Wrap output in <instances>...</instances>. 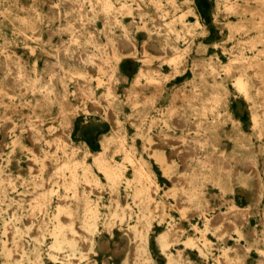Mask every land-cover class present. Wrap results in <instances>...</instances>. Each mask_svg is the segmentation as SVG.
<instances>
[{"label": "rangeland", "instance_id": "obj_1", "mask_svg": "<svg viewBox=\"0 0 264 264\" xmlns=\"http://www.w3.org/2000/svg\"><path fill=\"white\" fill-rule=\"evenodd\" d=\"M100 160L124 171L116 200ZM0 167V264L9 221L19 264H62L59 198L82 220L85 196L97 230L75 264H264V0H0Z\"/></svg>", "mask_w": 264, "mask_h": 264}, {"label": "bare ground", "instance_id": "obj_2", "mask_svg": "<svg viewBox=\"0 0 264 264\" xmlns=\"http://www.w3.org/2000/svg\"><path fill=\"white\" fill-rule=\"evenodd\" d=\"M111 6L112 4L110 2L105 1V9L110 10L112 8ZM128 43L129 42L126 40H120L118 42V44L122 47H126ZM80 58L84 61H87L89 57L87 56L86 53H82ZM185 152L192 153V150H186ZM100 164H101L100 165L101 169H103L109 181L108 186L111 188V200L112 199L116 200L119 195L117 188L118 179H120L123 176L124 171L122 168L109 165L106 160H100ZM226 166H227V162H226ZM136 170L139 171L141 175H145L148 177V174H145L143 173V171H140L141 169L137 168L135 169V171ZM0 176L4 178L1 167H0ZM88 187L90 186L88 185ZM143 190H148L150 196L153 197L154 184H151L148 187L142 186V188H138L134 195L137 201L139 200L140 193ZM77 194L78 193L76 191L74 196L76 197ZM67 199H68L67 197L59 198L58 214H62V213L63 214L60 215L59 220H57L58 223L56 225V231H55L56 238L50 245H48L47 250L51 257L59 259L62 262V264H75V262L79 260L78 255L76 253L77 250L81 254L80 258H86L92 255V247L88 239H91L90 236H92L97 230L96 218L98 217V210H97V203L93 201L91 198L85 196L84 199H85L86 217L81 220L71 210V208H68L64 205V202H66ZM177 205L179 206V208H185V209L189 208L190 206L189 202L183 203L181 198L177 200ZM125 212L129 218L133 217L132 208H130L128 204L125 206ZM13 216L14 214L11 212V217ZM33 220H34L33 215L27 218L28 224H30L31 226L33 236L40 238L43 236V233L39 228L38 221H35L33 223ZM233 226H234V222L230 218H228L223 213H217L213 215L212 218H210V220L206 223V230H210V229L215 230L216 235L222 237V239L226 241L228 239L230 230L232 229ZM4 228H5V233L7 234V239L4 241V245H3L4 264H19L21 258L24 256V252H25L24 248L26 244L24 240L16 239V234L19 231L20 226L14 223V221H9L5 223ZM146 232L147 229L145 228L143 223L140 222V220L137 221V223L133 226L132 229H130V233L133 238H136L137 236L140 235H145ZM181 233H182L181 224L179 222H173L166 230H164L160 234L159 240L167 253H172V251L170 250V246L178 243L181 240L180 238ZM140 257H142V254H140L139 251L136 248H134L132 250V255H131L133 264H138L137 261L138 258ZM218 259H221V257L219 256ZM38 261L39 264H44L41 255H38ZM218 263H220V261H218ZM29 264H37V262L31 260Z\"/></svg>", "mask_w": 264, "mask_h": 264}]
</instances>
